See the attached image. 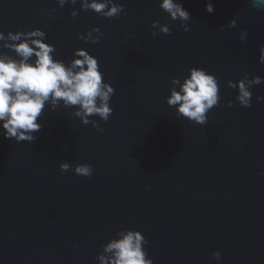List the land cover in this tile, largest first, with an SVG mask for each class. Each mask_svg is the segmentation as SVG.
Returning <instances> with one entry per match:
<instances>
[{
	"label": "water",
	"instance_id": "1",
	"mask_svg": "<svg viewBox=\"0 0 264 264\" xmlns=\"http://www.w3.org/2000/svg\"><path fill=\"white\" fill-rule=\"evenodd\" d=\"M114 2L126 15L71 17L79 2L0 0V31L39 28L65 63L86 49L115 90L107 123L89 117L103 132L61 102L45 108L33 142L0 136V264H98L102 245L121 229L145 236L153 264H264V101L256 100L264 83L252 86L250 108L227 85L245 73L264 77V9L211 0L210 14L208 0H179L191 14L184 32L160 0ZM232 19L236 26L226 27ZM153 21L168 23L171 34L153 37ZM93 27L103 33L99 43L77 38ZM8 51L0 42V54ZM191 67L220 78L219 105L203 126L166 103L171 78ZM61 162L87 163L93 173L62 172Z\"/></svg>",
	"mask_w": 264,
	"mask_h": 264
},
{
	"label": "clouds",
	"instance_id": "2",
	"mask_svg": "<svg viewBox=\"0 0 264 264\" xmlns=\"http://www.w3.org/2000/svg\"><path fill=\"white\" fill-rule=\"evenodd\" d=\"M57 2L60 8L66 3L76 5L79 2L80 8H73L71 17H76L81 10L93 11L104 18H114L121 13L126 15L125 5L114 0ZM251 3L257 11L264 9V0H251ZM159 7L171 20H179L184 32L189 31L187 22L191 14L179 0H160ZM205 10L210 14L214 11L211 0L206 3ZM56 11L53 8L49 13L54 14ZM51 18L54 19L55 16L52 15ZM235 26V19L226 25L228 28ZM150 27L159 28L158 32L152 31L153 37L158 33L171 34L168 23L153 21ZM102 35L99 27H93L86 34L78 33L77 38L96 44L100 42ZM246 36L247 29H241L239 40L242 43ZM46 40L45 31L39 28L8 31L7 34L0 31V42L11 53L0 54V136L16 142H33L36 138L34 134L42 127L38 119L45 108L55 111L61 102L66 109L75 107L72 115L78 117L83 124H92L97 131L103 132L104 129L96 120L89 117L98 116L107 123L113 113L110 100L115 90L109 82L104 81L97 58L84 48H76L72 59L65 63L64 60L55 58L56 47ZM258 60L264 63V44L259 47ZM219 80V77L204 68L191 67L182 80L178 77L171 78L172 87L169 88L166 103L175 108L177 118L183 117L194 124L206 125L207 113L218 106L221 99ZM261 83H264V77L250 73H245L235 82L227 81L228 87L237 91L235 99L239 105L248 108L252 106V86ZM256 100L264 101V96H257ZM227 107H232L231 100L227 102ZM70 167L80 176L91 177L93 173L92 166L87 163L75 166L68 162L59 164L62 172L68 171ZM147 244L148 240L139 230L121 229L102 245V252L94 259L98 264H153L144 247ZM212 257L220 261L221 252L214 251Z\"/></svg>",
	"mask_w": 264,
	"mask_h": 264
}]
</instances>
